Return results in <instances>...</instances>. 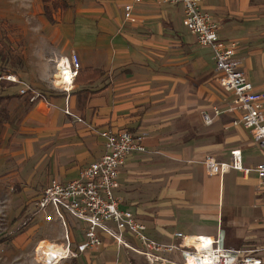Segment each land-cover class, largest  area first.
Returning a JSON list of instances; mask_svg holds the SVG:
<instances>
[{
  "label": "crops",
  "instance_id": "obj_1",
  "mask_svg": "<svg viewBox=\"0 0 264 264\" xmlns=\"http://www.w3.org/2000/svg\"><path fill=\"white\" fill-rule=\"evenodd\" d=\"M62 1L66 8L54 13L51 24L42 0H0V8L8 5L7 16L25 26L24 35L40 41L35 56L58 61L73 53L81 72L103 73L91 84L75 79L68 94L49 87L48 104L25 98L7 104V120L16 122L4 130L27 137L17 183L36 200L52 181L77 179L103 155L102 132L128 131L142 137L146 152L126 159L115 195L121 210L146 225L149 238L176 244L178 233L216 238L222 232L224 248L264 259V187L253 172L262 156L248 131L232 125L241 116L232 109L234 96L217 84L212 52L185 29L182 8L147 0L134 5L136 23L130 24L123 8L132 0ZM200 7L218 24L222 41L235 46L247 80L264 95V0H201ZM47 69L34 70L44 84L52 77ZM214 109L220 114L206 125L203 115L212 117ZM234 149L241 151L247 175L205 173L204 157L229 163ZM68 227L74 247L83 239V225L68 219ZM100 237V248L61 264H147ZM124 240L140 249L132 237Z\"/></svg>",
  "mask_w": 264,
  "mask_h": 264
},
{
  "label": "built area",
  "instance_id": "obj_2",
  "mask_svg": "<svg viewBox=\"0 0 264 264\" xmlns=\"http://www.w3.org/2000/svg\"><path fill=\"white\" fill-rule=\"evenodd\" d=\"M147 0H132L124 6V21L136 23L133 16L134 5ZM161 4L180 6L183 11V25L195 37L200 47L209 48L213 55L216 81L219 87L234 96L233 110L241 113L240 118L232 123L248 131L252 141L260 150L262 161L253 172L264 187V117L262 105L264 95L255 91L235 58V46L226 44L219 36V26L213 17L201 7V0H159ZM60 68L67 73L65 84L57 86L55 78ZM80 62L75 54L60 57L56 62V73L51 79V89L70 93L80 71ZM6 83L17 88V93L28 98L29 103L48 104L47 95L12 73L0 74V85ZM213 116L203 115L206 125L213 122V117L220 114L214 109ZM65 114L70 115L67 110ZM104 140V153L95 162L83 168L77 179L68 183L52 181L34 202V215L45 222L56 220L63 229L62 242L51 243L40 241L34 248L36 259L41 264H61L68 259H76L89 250H97L102 246L100 235L114 240L118 247L127 248L141 255L147 264H264V259L251 251L231 250L223 246V234L216 238L207 236H184L176 234V244L159 243L147 235L146 225L137 220L129 210L119 208V199L115 193L118 188V175L129 156L144 154L142 137L128 131L101 133ZM229 163L217 162L211 156L201 161L208 176H222L230 170L247 175L241 151L234 149L230 153ZM68 219L83 225V239L73 247L68 227ZM128 235L139 243V250L126 244L124 237Z\"/></svg>",
  "mask_w": 264,
  "mask_h": 264
},
{
  "label": "rangeland",
  "instance_id": "obj_3",
  "mask_svg": "<svg viewBox=\"0 0 264 264\" xmlns=\"http://www.w3.org/2000/svg\"><path fill=\"white\" fill-rule=\"evenodd\" d=\"M7 6L0 8V49L6 58L5 61L0 59V65L21 81L48 95L51 83H42L38 78L40 73L34 70L45 66L53 77L57 61L54 57L35 56L34 53L40 51V41L24 35L25 26L7 16ZM15 91L17 88L7 93L13 94ZM16 114L14 110L12 115L17 119ZM4 121L0 117V264H41L34 253L36 244L40 241L61 243L63 229L60 227L59 231L56 220L44 222L40 216L34 215V193L26 190L27 185L17 183L15 178L16 165L24 157L23 142L27 137L17 135L18 129L12 127L8 130L13 134L5 131V125H15L16 121ZM14 137L19 140L14 142ZM31 186L34 188V183Z\"/></svg>",
  "mask_w": 264,
  "mask_h": 264
},
{
  "label": "trees",
  "instance_id": "obj_4",
  "mask_svg": "<svg viewBox=\"0 0 264 264\" xmlns=\"http://www.w3.org/2000/svg\"><path fill=\"white\" fill-rule=\"evenodd\" d=\"M43 4V16L44 18L51 24L54 23L53 15L54 13L59 9L66 8V4L62 0H42ZM0 59L2 61H5L6 58L3 54V51L0 49ZM4 73H10L7 71L4 66L0 65V74ZM103 76V73L98 70H93L89 72H78V75L76 77V80L83 77V84H91L92 82L100 79ZM10 89H16V87H12V85H7L6 83H2L0 85V117L2 120H7L9 117L8 111H7V104H9L13 99H21L23 97L19 96L17 91H15L13 94H8L7 92ZM43 92V91H41ZM85 92V91H84ZM93 94V93H91ZM27 102L28 98H25ZM4 121V122H5ZM1 242V241H0Z\"/></svg>",
  "mask_w": 264,
  "mask_h": 264
},
{
  "label": "bare ground",
  "instance_id": "obj_5",
  "mask_svg": "<svg viewBox=\"0 0 264 264\" xmlns=\"http://www.w3.org/2000/svg\"><path fill=\"white\" fill-rule=\"evenodd\" d=\"M54 78L55 84L57 86L63 85L67 81V73H63L62 69L60 68V72L56 76H54Z\"/></svg>",
  "mask_w": 264,
  "mask_h": 264
}]
</instances>
